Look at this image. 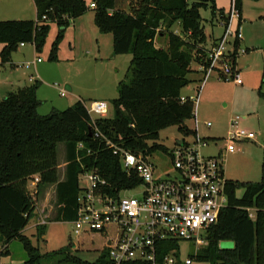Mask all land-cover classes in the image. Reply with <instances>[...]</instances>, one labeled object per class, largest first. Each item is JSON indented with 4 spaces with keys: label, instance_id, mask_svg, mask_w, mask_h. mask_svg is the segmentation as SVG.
Masks as SVG:
<instances>
[{
    "label": "trees",
    "instance_id": "obj_1",
    "mask_svg": "<svg viewBox=\"0 0 264 264\" xmlns=\"http://www.w3.org/2000/svg\"><path fill=\"white\" fill-rule=\"evenodd\" d=\"M36 20H6L0 22L1 66L12 62L14 52L21 43L31 44L36 52L44 47L51 24L58 26L50 61H58V45L66 31L77 18L87 14L95 5V25L101 34L113 35L114 55H131L126 79L118 83L119 95L112 102L113 118H99L93 122L86 102L77 100L65 110L53 109L40 115L42 101L38 92L42 85L35 81L32 86L9 92L0 101V242L13 240L22 243L28 254L23 264H114L107 248H103L95 263L81 261L72 256L70 244L63 250L41 255L32 240L23 234L26 226L36 216L35 198L43 188L55 186L54 222L76 220L79 175L95 171L107 180L105 193L116 196L122 191L134 190L141 179L134 172L130 176L123 170L118 156L107 146L113 144L131 152L151 157L156 151L169 153L157 141L162 130L180 126L195 118L194 98H182V91L193 82L190 75L202 73L204 82L207 70L212 67L209 53L221 42L217 39L207 48L209 37L203 26L200 11H212L211 24L221 21L225 33L229 30L232 11L216 7V0H134L129 11L117 9L118 0H33ZM242 1L235 0V7L242 19ZM254 2L260 0H252ZM264 1V0H263ZM264 19V17H263ZM180 26L181 34L172 31ZM240 27V25H239ZM158 36H167V46L158 47ZM240 40L234 43L229 65L238 69ZM202 68L195 70L194 66ZM96 129L102 137L95 138ZM65 146V170L59 178L58 149ZM82 144L83 149H79ZM260 182L228 180L226 192L229 206L217 224L208 228L203 239L207 243L191 258L208 264H264V163ZM41 179L38 193L31 196L27 185L30 179ZM243 192L238 197V192ZM254 211V217L251 213ZM46 225L37 226L39 239L45 236ZM234 242V248L224 249L222 242ZM179 240H167L157 244L158 261L178 250ZM8 251L0 252L2 258ZM120 264H149L144 261Z\"/></svg>",
    "mask_w": 264,
    "mask_h": 264
},
{
    "label": "rangeland",
    "instance_id": "obj_2",
    "mask_svg": "<svg viewBox=\"0 0 264 264\" xmlns=\"http://www.w3.org/2000/svg\"><path fill=\"white\" fill-rule=\"evenodd\" d=\"M88 1L91 4V0ZM131 1L134 0H118L116 8L128 12ZM215 4L218 9H224L228 14L233 0H216ZM8 10H10L9 14H4V16L9 17V20L28 18L33 13L35 15L34 1L0 0V11L6 13ZM241 11V24L239 18L230 20L229 29L233 37L230 38L229 47L230 49L234 48L237 34L241 29L243 38L240 40L237 65L241 69L240 78L243 84L237 85L232 80H217V71L212 72V76L209 75L204 82L200 83L198 76L200 77L201 74H191L190 79L193 82L182 91L183 96H192L196 103V118L187 120L182 126L190 133L186 136L180 131V126H170L169 129L159 133L157 141H151L149 144L157 143L172 151L178 143L185 140L186 143L193 144L198 140L196 137H199V139L208 141V146L202 149V153L206 155L214 151L215 143L209 138L218 140L217 143L220 147L224 146L229 132L232 131L233 119H243L239 128L253 132L257 140L255 143L248 141L237 143L236 153L225 158V174L230 180L257 183L262 179L261 166L264 163V1L243 0ZM93 13L91 9L89 15ZM200 15L209 37L207 48L211 49L214 41L227 38L224 24L221 21H215L214 25L210 23L212 20L210 9H202ZM91 24L93 26V23ZM93 27L95 31H98L96 26ZM58 30L56 24H51L46 43L40 52H36L33 45L27 44L26 48H18L14 52L12 62L5 64L4 67L1 66L0 53V90L13 91L23 85L32 86L35 83L30 82L33 71L35 80L42 83L38 95L43 99L39 109L40 115H47L53 109H68L80 99L78 97H81L86 105L95 101L106 102L110 106L107 116L113 118L112 102L119 95L118 83L126 79L131 55H114L113 35L111 34L108 36L107 34L98 36L92 34L94 36L91 38L87 36L84 39L73 30L69 32L67 30L65 38L58 45V61L51 62V50L57 40ZM172 31L181 34L178 25H175ZM106 39H109V42L106 43ZM166 41L167 36H158L156 45L161 47ZM101 43L102 54L100 55L99 45ZM2 47L0 45V52ZM249 48L250 51L247 50ZM40 58L43 60L42 63L36 67L33 66V70H26L22 67L23 61L35 62ZM225 60L222 59L216 65L217 70L224 67ZM66 86L72 88L73 91H68ZM63 91L66 93L64 97L61 96ZM209 123L212 124L211 128L207 126ZM58 161L61 177L66 162L63 144L58 149ZM153 161L156 164V175L161 174L162 178L166 175H175L169 165V158L162 151L155 152ZM142 190V187H139L134 191L122 192L121 195L134 198V196H140ZM242 193L238 192L237 196L241 197ZM35 198L37 199V217L30 221L23 234L32 240L41 255L61 251L71 244L73 257L88 263H95L105 247L103 240L97 236L83 235L79 237L73 231V223L51 221L55 217L57 200L54 188H43ZM251 213L254 217V211ZM44 224L46 225L45 236L39 239L37 226ZM206 245L205 242L204 245L198 247L194 242L180 241L179 259L182 261L191 259L192 264H208L191 258L192 253ZM220 246L224 249H232L234 242H222ZM5 250L8 251L9 256L2 258V264H23L27 261L28 254L24 251L20 241L13 240L5 246L0 242V252ZM45 264L52 263L45 262Z\"/></svg>",
    "mask_w": 264,
    "mask_h": 264
},
{
    "label": "built area",
    "instance_id": "obj_3",
    "mask_svg": "<svg viewBox=\"0 0 264 264\" xmlns=\"http://www.w3.org/2000/svg\"><path fill=\"white\" fill-rule=\"evenodd\" d=\"M94 8V4L90 5V9ZM231 11L232 18L240 17L235 0ZM226 37L212 47L209 53L212 67L207 70L206 78L217 71L219 80H232L240 85V74L228 63L235 48L229 47L230 38L233 37L230 29L226 32ZM242 38L240 29L237 39ZM26 45L21 43L20 48ZM222 59H226L223 62L224 67L217 70L216 65ZM42 61L41 58L35 62L26 61L22 67L30 70ZM200 71L203 72V69L200 68ZM34 80L31 76L30 82H35ZM61 96H66V93L63 91ZM86 106L93 122L99 118H107L110 111L106 102L95 101ZM241 121L243 119L240 118L232 121V131L226 139V153H236L237 143H253L257 140L253 132L239 128ZM208 126L212 124L209 123ZM100 137L102 134L96 129L95 138ZM197 139L193 144L183 141V144H178L175 149L169 151L166 156L175 175H166L163 178L161 174L156 175L154 154L144 157L105 139L107 146L113 149V155L120 159L123 170L129 176L135 172L141 179L139 187L143 190L140 196L134 198L121 195L128 190L116 196L109 195L105 193L107 180L100 173H81L77 217L73 222L74 233L79 237H100L105 248L110 250V258L114 264L130 261H144L149 264H192L191 259L180 260L178 250H172L163 262H159L156 247L159 242L172 239L194 242L198 247L204 245L203 237L208 228L218 223L220 216L229 206L226 192L228 179L224 171L225 153L216 157H204L202 149L208 146V142ZM83 148L80 144L79 149ZM40 182L38 176L28 182L27 189L31 196L37 194Z\"/></svg>",
    "mask_w": 264,
    "mask_h": 264
},
{
    "label": "crops",
    "instance_id": "obj_4",
    "mask_svg": "<svg viewBox=\"0 0 264 264\" xmlns=\"http://www.w3.org/2000/svg\"><path fill=\"white\" fill-rule=\"evenodd\" d=\"M220 10V9H219ZM0 12H2V11H0ZM4 12V11H3ZM0 13V22L1 21H6V20H9L10 18L9 17H5L4 16V14H9V12H10V10H8V12H6V13ZM91 15H93V16H91ZM91 15H89V12L87 13V14H85L84 16H82V17H80V18H77L76 20H75V22H73V24H72V26L68 29V32L69 31H71V30H73L74 31V33H76V34H80V36L82 37V38H87V36H89L88 38H91V36H94V35H92V34H95V35H101V33H99V31H95V29H94V27L93 26H96L95 25V22H94V18H95V15H94V13L93 14H91ZM22 20H36L37 19V16H36V8H35V15H34V13L32 14V15H30L28 18H21ZM241 21H242V19H241ZM91 23H93V26H91L92 24ZM241 27V26H240ZM96 28V30H98L97 29V27H95ZM99 33V34H98ZM108 36V35H107ZM106 41V43H107V41L109 42V39H106L105 40ZM111 41H112V39H111ZM100 47H99V51H100V55L102 54V51H101V46H102V43H101V45H99ZM166 46H167V41L163 44V46H161V47H164L165 49H166ZM22 48H26V46L25 47H22ZM2 49H3V47H2ZM1 49V50H2ZM248 51H250V48L249 49H247ZM111 54V53H110ZM24 62H26V61H23V63ZM22 63V64H23ZM42 63V62H41ZM37 65H39V64H36V65H34V67H36ZM195 67H197V66H194V69L195 70H200L199 69V67H197V68H195ZM34 69V68H33ZM32 69V70H33ZM31 70V71H32ZM237 72L240 74V72H241V69H240V67H239V65H238V69H237ZM201 75H202V73H200ZM213 74V73H212ZM212 74H210V76H212ZM200 75V77L198 76V78H199V80H202L203 79V76H201ZM31 76H33L34 78H35V75H34V73H33V71H32V73H31ZM217 80H219V74L217 75ZM195 80H198V79H195ZM198 80V82L200 83V81ZM206 80V79H205ZM204 80V81H205ZM34 81H37V79L36 80H34ZM243 84V83H242ZM241 84V85H242ZM22 87H26L25 85H23ZM22 87H17L15 90H13V91H17V90H19V89H22ZM67 87V86H66ZM69 87V86H68ZM206 90V89H205ZM204 90V91H205ZM13 91H3V90H0V101L1 100H3V99H5V97L7 96V94L9 93V92H13ZM40 91V90H39ZM73 90H72V88H71V91L70 92H72ZM38 95H39V92H38ZM186 97H190V98H193L192 96H188V95H186V96H183L182 95V98L183 99H186ZM38 98H39V100L41 99L39 96H38ZM78 98H80V99H82L81 97H78ZM40 101H42L43 102V99H41ZM108 117V116H107ZM108 118H110V117H108ZM195 118H196V115H195ZM208 126V125H207ZM209 128H211L212 126H208ZM196 138H199V137H196ZM209 140H211V141H214V147H213V149H214V151L212 152V153H209V154H206V155H204L203 153H202V155H204V157H216V156H219V155H222V154H224L225 156H229V155H233L232 153H226L225 152V148H226V144L224 145V146H222V147H220L219 145H218V143H217V141L218 140H216V139H211V138H209ZM185 141V140H184ZM208 142V141H207ZM253 143H255V142H253ZM178 144H183V141L182 142H180V143H178ZM224 171H225V169H224ZM63 176H64V173L61 175V177H60V175H59V178L60 179H62L63 178ZM227 176V175H226ZM228 179V178H227ZM228 180H230V179H228ZM52 188H54V192H55V186H52Z\"/></svg>",
    "mask_w": 264,
    "mask_h": 264
},
{
    "label": "water",
    "instance_id": "obj_5",
    "mask_svg": "<svg viewBox=\"0 0 264 264\" xmlns=\"http://www.w3.org/2000/svg\"><path fill=\"white\" fill-rule=\"evenodd\" d=\"M66 88H67L68 91H71V88L70 87L67 86Z\"/></svg>",
    "mask_w": 264,
    "mask_h": 264
}]
</instances>
